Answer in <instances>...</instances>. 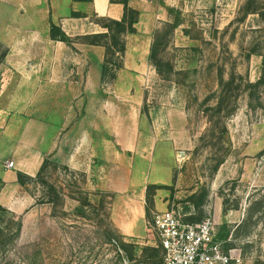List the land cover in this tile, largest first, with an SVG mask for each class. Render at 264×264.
<instances>
[{"label": "rangeland", "instance_id": "374dc122", "mask_svg": "<svg viewBox=\"0 0 264 264\" xmlns=\"http://www.w3.org/2000/svg\"><path fill=\"white\" fill-rule=\"evenodd\" d=\"M246 2L145 0L139 34L126 35L133 50L147 55L136 58L139 70L110 67L87 101L78 97L86 91L71 92L75 116L88 113L82 123L107 146L138 132L133 181L147 188L150 219L166 209L185 221L211 216L227 249L264 264V84L247 87L264 77V19L245 16ZM256 4L264 9V0ZM88 17L99 20L95 13ZM50 20L52 0H0V90L10 84L5 95L18 91L11 88L19 75L17 68L1 73V67L21 62V94L31 99L33 85L48 80L55 64H82L56 57L60 49L77 51L82 40L73 36L58 49ZM153 46L159 70L150 59ZM98 60L85 65L97 67ZM70 78L81 80L76 73ZM59 103L60 114L68 107ZM114 131L121 137H111ZM153 183L165 188L148 191ZM23 192L29 196H21V212L0 210V264H154L152 251L142 252L158 247L149 224L140 237H125L135 246L133 262L119 256L116 242H106L108 234L118 240L122 234L111 218L113 193L93 171L48 160Z\"/></svg>", "mask_w": 264, "mask_h": 264}, {"label": "crops", "instance_id": "0c3cea01", "mask_svg": "<svg viewBox=\"0 0 264 264\" xmlns=\"http://www.w3.org/2000/svg\"><path fill=\"white\" fill-rule=\"evenodd\" d=\"M143 2L145 0L129 1V5L140 12L139 22L136 24L137 34L140 32V19L144 15ZM52 10L54 22L61 25L71 37L103 32L98 24L89 21L90 13L118 20L124 14V6L112 3L111 0H69L67 4L52 0ZM72 11L83 13L86 17L73 18ZM126 40L125 67L119 72L138 71L136 58L147 55L140 53V50H133L130 36L126 37ZM51 41L57 43L58 49L67 47L65 42L52 39ZM77 49V51L60 49L56 57L63 60L80 58L82 64L75 66L55 64L50 68V73L53 74L48 80L34 82L35 93L31 99H25L21 94V62L14 67L7 66L6 71L1 67V73H7L10 68H17L19 84L17 83L18 87L11 88L14 91L18 89L16 93L8 92L5 95V83L1 85L3 90H0V205L9 212H21V196L23 201H26L29 195L23 192L27 184L22 185L19 182L18 173L22 172L35 179L46 160L62 162L75 170L93 171L101 178L105 189L113 193L111 218L115 228L125 237H140L149 230L150 217L147 188L144 186L139 189L133 181L135 168L132 154L138 150V132L124 142L113 140V145L107 146L101 139L102 134L82 123L90 119L88 113L75 116L73 107L77 102L71 90L77 88L86 91L78 95L86 101L87 96L89 98L95 91H99L105 59V49L102 46L82 43ZM94 57L100 61L97 67L89 65ZM87 63L89 64L85 65ZM74 73L78 74L81 80L71 81L70 77ZM9 85L7 84L6 89ZM59 100L64 102L63 107H68L60 114L57 107ZM86 101H83L82 105ZM29 106L30 109L27 111L25 107ZM118 132L114 131L111 137L115 139L121 137L122 133ZM11 161L14 162L12 168L7 166ZM149 170H152V164Z\"/></svg>", "mask_w": 264, "mask_h": 264}, {"label": "trees", "instance_id": "16d2710c", "mask_svg": "<svg viewBox=\"0 0 264 264\" xmlns=\"http://www.w3.org/2000/svg\"><path fill=\"white\" fill-rule=\"evenodd\" d=\"M75 1H91V0H75ZM130 0H111L112 3H120L124 6V14L123 17L118 19H113L108 16H99V20L96 24H98L102 29L103 32L99 33H92L87 34L84 36L79 37V39L82 40V43L88 44V45H95V46H102L105 49V59L102 66V80L106 78V75L109 73L110 67H114L115 70H120L124 67V56L126 52V35L127 34H134L137 33L136 24L139 22L140 18V12L134 8H132L129 5ZM242 10L244 11V15H259L262 19H264V9H261L256 4V0H247L245 5L243 6ZM97 16V15H96ZM71 17L73 18H79V17H86L85 14L80 12H71ZM50 37L52 40L55 41H61L65 42L67 44H71L73 42V39L71 36H69L58 24L54 23L52 20H50ZM150 59L153 60V64L158 69L159 64L156 60V49L155 46H153L151 50ZM159 70V69H158ZM115 77V75H114ZM230 82H224L221 81L222 85H227ZM264 84V77L260 78L256 82H249L247 87L249 89H257L260 86ZM48 160L45 161L41 171L37 175L39 177L41 175L42 170L46 166ZM19 182L22 185L27 184L30 181H33L34 178L25 175L24 173H18ZM163 189L165 186L163 185H150L148 187L149 189ZM0 210L8 212L6 208L0 205ZM149 214V211H148ZM188 222H199L198 220L189 218L187 219ZM107 243H113L116 242L118 249L120 252L123 253L119 256L123 259L128 260L129 262H133L135 259V246H133V243H127L125 241V236L121 235L116 239L112 234L107 235ZM152 251V255L149 259L153 260L152 263L160 262L162 259V249L161 247H144L142 248L143 254ZM147 262L143 263L146 264Z\"/></svg>", "mask_w": 264, "mask_h": 264}, {"label": "built area", "instance_id": "2783aa9c", "mask_svg": "<svg viewBox=\"0 0 264 264\" xmlns=\"http://www.w3.org/2000/svg\"><path fill=\"white\" fill-rule=\"evenodd\" d=\"M7 166L12 168L14 162ZM148 224L156 231L157 246L162 249L161 261L154 264H253L239 249L225 247L211 216L192 223L166 209L155 212Z\"/></svg>", "mask_w": 264, "mask_h": 264}]
</instances>
